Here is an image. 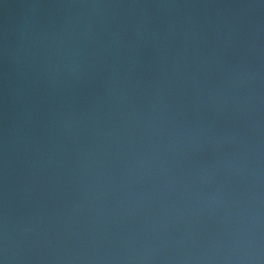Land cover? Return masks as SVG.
<instances>
[{
    "label": "water",
    "instance_id": "obj_1",
    "mask_svg": "<svg viewBox=\"0 0 264 264\" xmlns=\"http://www.w3.org/2000/svg\"><path fill=\"white\" fill-rule=\"evenodd\" d=\"M0 264H264V0H0Z\"/></svg>",
    "mask_w": 264,
    "mask_h": 264
}]
</instances>
